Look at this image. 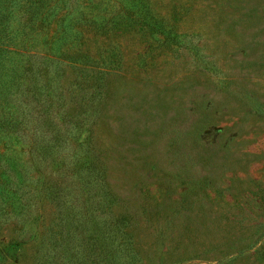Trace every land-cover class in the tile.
<instances>
[{
	"label": "rangeland",
	"instance_id": "1",
	"mask_svg": "<svg viewBox=\"0 0 264 264\" xmlns=\"http://www.w3.org/2000/svg\"><path fill=\"white\" fill-rule=\"evenodd\" d=\"M0 37V264H264V0H0Z\"/></svg>",
	"mask_w": 264,
	"mask_h": 264
},
{
	"label": "trees",
	"instance_id": "2",
	"mask_svg": "<svg viewBox=\"0 0 264 264\" xmlns=\"http://www.w3.org/2000/svg\"><path fill=\"white\" fill-rule=\"evenodd\" d=\"M42 1H44V0H42ZM31 14H33L34 16H36V17H38V18L41 17V12H38L37 10L34 11L33 13H31ZM0 39H1V37H0ZM9 54H13V56H14L15 58H16L17 56H19V57H21V58H25V59H27V57H26L25 55L20 54L17 50H16L15 52H9ZM18 64H19V68H18L19 72L15 73L14 77L11 78V79L9 80V82H10V84H9V88H10V90L13 91L12 94H11L10 96H13L15 93L17 94V93L19 92V90H20V86H21V82H20L21 77H20L19 74H20V72L24 71V70L26 69V67L29 68L28 66H26V65L24 64V61H23V60H18ZM32 93H33V94H32V97L35 98L34 91H33ZM12 107H13V109L15 110V112L17 113V118H19V116H20L21 114H20V112H19L18 106H17V105H14V106H12ZM18 122H19V124H21V123L24 124V122H21L20 120H19ZM59 138H60V137H59ZM64 138H65V137H62V138H60V139H61L62 141H64ZM54 145H55L54 142L51 143L50 145L47 146V149L52 148V146H54ZM56 148H59V147H56Z\"/></svg>",
	"mask_w": 264,
	"mask_h": 264
}]
</instances>
